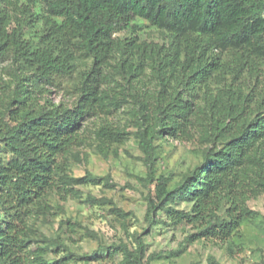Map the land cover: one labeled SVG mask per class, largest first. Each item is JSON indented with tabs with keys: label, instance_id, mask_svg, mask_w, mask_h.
I'll return each instance as SVG.
<instances>
[{
	"label": "trees",
	"instance_id": "obj_1",
	"mask_svg": "<svg viewBox=\"0 0 264 264\" xmlns=\"http://www.w3.org/2000/svg\"><path fill=\"white\" fill-rule=\"evenodd\" d=\"M141 20L190 48L184 61L180 50L155 61L158 92L128 93L142 118L137 135L147 161L153 164L154 139H199L206 145L202 167L184 183L172 189L166 180L157 181L158 196L181 197L190 208L158 210L176 225L203 221V227L188 234L190 242H228L254 215L247 200L264 192V80L256 88L245 85L241 75L264 61V0H0V60L11 56L17 63L9 72L13 96L0 99V207L5 217L0 219V264H63L29 257L28 219L48 194L64 199L93 180L65 174L60 158L91 138L100 147L126 140L119 127L102 121L88 130V124L121 108L118 94L104 90L105 68L119 49V64L127 65L128 38L119 34L139 38ZM226 53L233 55L229 72L241 83L227 92L228 98L220 92L201 107L178 88L168 91L172 81L193 89L206 86L225 69L221 56ZM78 55L91 58V66L74 81L77 99L71 105L48 102L33 108L35 90L28 82L45 90L74 79ZM142 247L138 253L124 250L125 263L146 264ZM207 264L220 263L210 258Z\"/></svg>",
	"mask_w": 264,
	"mask_h": 264
},
{
	"label": "rangeland",
	"instance_id": "obj_2",
	"mask_svg": "<svg viewBox=\"0 0 264 264\" xmlns=\"http://www.w3.org/2000/svg\"><path fill=\"white\" fill-rule=\"evenodd\" d=\"M140 22L139 38L129 32L119 34L128 38V45L124 47L127 65L120 66L119 49L111 65L105 68L108 80L104 90L118 94L121 108L113 115L100 116L88 124V130L95 128L93 122L102 121L119 127L126 132V140L100 147L98 141L91 138L59 159L65 174L89 175L93 180L76 186L78 194L61 199L56 193H50L39 200V206L32 208L28 219L31 227L29 257L37 256L47 263L126 264L124 250L138 253L143 244L146 264H207L210 258L220 264H264V192L247 200L254 215L243 220L228 242L207 238L190 242L188 234L197 232L204 222L176 225L167 212L158 210L163 206L190 208L181 197L158 196L157 181L166 180L167 187L172 189L184 183L202 167L206 145L199 139L168 136L154 139L153 164L147 161L137 135L142 118L135 111V99L128 93L140 89L158 92L161 86L152 68L155 61L161 55H175L177 50L184 61L190 48L178 37L145 20ZM41 26V23L36 25V29ZM232 57L229 53L221 56L225 69L206 86L198 84L193 89L172 81L168 91L178 88L184 97L201 107H206L220 92L228 98L227 92L238 89L237 85L241 84L229 72ZM73 64L74 79L59 86H47L44 90L41 85L35 87L32 81L28 82L29 89L35 90L34 100L30 102L33 108L48 102L71 105L77 99L74 81L91 66V58L78 55ZM15 67L17 63L11 56L0 60V99L8 100L13 96L15 83L9 72ZM241 79L245 85L260 87L264 80V61L257 65V70L246 67ZM146 124L144 120L142 126ZM151 204L157 208L153 210ZM4 218L0 207V219Z\"/></svg>",
	"mask_w": 264,
	"mask_h": 264
}]
</instances>
